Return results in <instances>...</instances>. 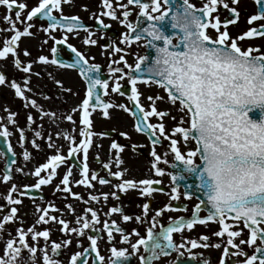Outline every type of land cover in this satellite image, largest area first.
<instances>
[{
  "label": "snow or ice",
  "instance_id": "6c2138e0",
  "mask_svg": "<svg viewBox=\"0 0 264 264\" xmlns=\"http://www.w3.org/2000/svg\"><path fill=\"white\" fill-rule=\"evenodd\" d=\"M70 2L71 0H38L37 4L31 7L26 15H22V10L28 8L26 3H18V0H0V6L5 8L3 20L7 22V26L14 33L10 38L3 41V47H0V58H6L9 54H17L18 42L22 37L32 35L30 29L33 24L30 22L38 17L47 18V27H43L45 32L57 28L65 30L64 36L55 40L57 45L67 43L68 34L78 35V29H84L88 33L83 40L84 44L95 45L97 40L92 38L94 33L80 23L78 16L63 14L62 4ZM232 3L238 4L239 0H232ZM255 3L259 10L248 18L250 25L254 21L264 19V0H255ZM132 4L137 5L140 12L135 23L128 20L131 14L128 6ZM102 5L105 9L102 15L114 19H119L116 9H123V18L119 19V23L126 25L128 29V32L122 34L120 38L123 44L131 45L143 40L148 48L155 49L156 55L151 63H148L149 57L147 55H138L136 63L133 65L128 63L125 55L121 54L117 60L110 61L108 71L111 75L108 79H101L100 65L89 63L88 58L70 43L67 44V47L75 53V60L70 64H65L57 58L58 49L55 46L51 49L53 53L51 58L44 55L39 56V62L44 64L68 68L78 67L79 74L87 81L85 98L80 105L71 110L72 112H81L80 124L82 127L79 130L81 139L79 143H76V138L72 133H56L57 136H63L70 142L67 157L62 155L57 148L56 154L51 155L47 162L35 168L34 175L39 178L36 184L25 185L24 191H21L17 185H12L6 197L8 204L22 203L20 199L13 197V192H19L21 196H29L28 188L40 189L42 185L49 184L57 175V167L68 162L72 157L79 159L78 154L80 153L83 154V159L75 166L80 169L81 179L76 180L75 183L92 186V181L98 179L101 185L109 184V180L98 177V173L94 170L89 175L88 152L92 146L94 135L92 131L93 121L90 117L97 108L102 110L104 117H109V109L118 107L136 117L134 127L138 132L148 133L153 145L151 151V156L154 158L152 169L159 176L165 174V168L160 167L159 163L163 160L164 164H168V160L166 156L162 157L156 152L155 146L162 142V138L170 141V151L174 154L175 161H179L183 165L182 172L169 173L174 185L171 188V199H179V182L185 179V172L197 176L196 188L206 197L195 205L191 217H178L158 234L150 227L147 229V237H140L131 244V247L134 250H137L141 245L145 248L150 247L152 259H155L159 253L167 255L165 249H176L177 259H179L183 255L179 251L180 248L186 246H190V249L208 248L210 246L208 243L209 236L202 235L199 241L192 239L186 244L177 245L173 239L174 233L181 232L185 228L191 230L197 223L203 225L207 222H218L220 228L214 235L218 237L227 235V246L223 249V256L220 258L219 264H226L224 257L230 254L229 246L238 250L234 255L245 257L237 264H264V50L253 47L242 48L238 44V41H243L246 38L264 37V24L258 27H250L238 36L231 37L228 26L238 22L239 11L236 7L230 8L226 0H206L199 7L191 3L190 0H127V4L118 3L115 7L113 0H102ZM221 6L229 12L231 18H225L222 21L218 15H213ZM57 10L60 12L59 17L54 14V11ZM153 13H158V15H153ZM141 18L146 19V26L142 24ZM96 19L103 28L109 27L99 16H96ZM18 25L22 26V30ZM169 26L173 29L172 33L167 31ZM209 28L216 32L215 38L209 35L207 31ZM106 47H113L114 53L125 52V49L120 46L108 45ZM24 54L29 55L27 49L24 50ZM121 62H123L124 67L119 66ZM14 63L24 73H30L32 62L24 65L17 58ZM113 65L117 66L113 67ZM125 78L131 85L128 99L134 102L135 109L129 108L125 104H113L104 99L108 95L109 80L113 81L111 92L119 93L121 96L125 95L121 91V81ZM29 79L30 77H25L23 85L15 80L10 82L11 88L15 91V96L24 99L26 107L30 105L40 109L42 116L58 119L55 112L44 111L36 99H30L26 96V92L32 91L28 87ZM54 82L58 86H63L59 79ZM5 83L6 75L0 71V85ZM139 83H152L162 87L171 104L176 105L179 102L180 111L187 115L189 126H182L185 121L184 117L181 116L177 126H174L170 133L166 132L164 118L170 116V112L158 110L156 106V102L162 101L164 97L159 95L146 97L149 101V106L146 109L141 103L142 93L138 89ZM67 91L71 90L67 89ZM16 116L17 113L9 112L7 120L16 124ZM153 116L160 118L159 123L150 122V118ZM64 118L75 124L71 114ZM171 118L176 119V117ZM3 119L0 117V120ZM27 122L29 125L34 123V117L31 113L27 116ZM0 128H2L0 136L6 138L5 143L8 145V151L12 152V146L7 140L11 133L4 124H0ZM19 132L20 141L24 142L26 140L25 129L21 128ZM177 134L183 138L185 144L194 141L196 147L189 149L186 154L182 153L178 146L179 141L173 138ZM34 135L41 137L42 133L36 131ZM100 135L106 134L101 133ZM122 135L127 134L122 133ZM48 141L49 148L56 147L51 135L48 136ZM32 144L35 148H40L35 139L32 140ZM123 148L124 146L116 141H112L110 144V150H116L115 162L117 165L123 162L120 156ZM13 156H15L14 152ZM23 156L25 160H28L31 154L25 150ZM197 156H199V164L194 159ZM97 159H99L98 154ZM110 165L111 161L105 163L103 167L109 170L111 176L123 177V171L111 172ZM11 167L12 164L9 163L8 169ZM173 167H179V165L173 163ZM49 169L50 171L46 176L41 175L42 171ZM71 174L72 166H69L61 181L65 186L64 190L74 198L82 199L79 193H73L71 188L67 187L70 183ZM2 179L4 182L9 181L11 179L10 173L6 172ZM159 183V180L149 178L138 181L122 179L115 187L122 192H126L130 188L140 189L142 196H151L156 191L153 185ZM59 187L57 185V188ZM185 187L192 189L193 186L188 184ZM101 195L105 202H107L109 195L118 199L115 191L111 194L102 193ZM184 195L191 197L193 192L186 190ZM100 198L99 195L90 196L92 201H99ZM202 206H206L208 210V214L204 217L198 215ZM67 207L72 210L71 205H67ZM142 207L144 214H147L150 205L145 203ZM50 210L58 209L51 203L44 208L37 205L36 211L40 215L36 223L57 222L62 226V232L77 233L81 237L85 235V230L99 231L96 228V224L99 223V214L91 207L86 209L85 215L77 217L76 222L80 225L78 228H70L69 222L65 219L49 215ZM165 210H172V206L166 204L163 209L156 211L153 217L154 226L156 217L162 215ZM17 211L16 207H11L9 213L3 216V220L0 221V232L5 228V222H11L16 218ZM89 213L91 219L87 218ZM114 213H121L122 220L125 222L133 219V217L123 214L122 208L117 206L111 207L105 215L111 216ZM135 219L140 220L141 217L137 216ZM229 220L232 223L227 222ZM241 223L249 234L247 240L241 239L239 243H236L235 238L240 237L244 229H232ZM103 229L106 230L110 241L113 239L114 231L122 233L123 241L127 242L130 239L131 234H124V229L114 219L110 222L105 220ZM133 232L139 236L135 229ZM29 234H31L33 241H37L39 238L48 241L50 230L46 228L37 231L35 225L29 227L27 231L18 228L17 236L6 241L3 255H0V264H35V253H37L38 248L28 244L26 237ZM87 239L90 241V249L95 252V259L92 264H97V261L99 264H105V257L98 250L99 237L89 235ZM258 240L260 241L259 245L257 244ZM71 243V239L62 242L52 241L51 252L57 255L62 254V248ZM245 243L254 246L255 251L252 254L241 249L240 245ZM214 247L219 248L221 245L217 243ZM25 249L30 254L27 259L22 256ZM41 251L43 252V264H61L58 259L49 254L47 243ZM110 251L111 258L108 264H123V261L128 258L126 249L113 246ZM88 252L89 248H85L83 252L74 253L70 257V264H80ZM189 254L192 253L189 251ZM140 260L141 264H147L145 256H141ZM83 264H88L87 259H83ZM203 264H209V261L205 259Z\"/></svg>",
  "mask_w": 264,
  "mask_h": 264
},
{
  "label": "flooded vegetation",
  "instance_id": "af4514ba",
  "mask_svg": "<svg viewBox=\"0 0 264 264\" xmlns=\"http://www.w3.org/2000/svg\"><path fill=\"white\" fill-rule=\"evenodd\" d=\"M38 0H18V3H26L28 8L22 10V15H26L27 11L31 7L37 4ZM191 3L196 6H202L206 0H190ZM229 7H236L239 11V20L234 25L228 26V31L231 37H236L244 31L248 30L250 27H258L264 24V19L254 21L251 25L248 23V18L256 14L259 10L258 5L255 0H239L238 4H233L232 0H226ZM118 3L127 4V0H113V6L115 7ZM131 14L128 17L130 22H137V17L140 15L139 7L135 4L129 5ZM63 14L67 16H78L80 18V23L84 24L85 27L94 33L93 37L97 40L95 45H86L83 43L84 38L87 36V31L84 29H78V35L68 34L67 43L55 44L56 39H61L65 30L57 28L51 30L50 32L43 31V27H47V18L38 17L34 18L30 23L33 27L30 29L32 35L24 36L18 42L17 52H20V48L28 50L29 55H25V58L21 61L22 64L26 65L32 62V68L30 73H24L22 69H18L12 60L8 64L7 71L3 73L6 75L9 83V93L8 105L9 112L17 113L15 117L16 124L7 125L11 135L7 138L8 142L12 146V152L8 151V156L3 151L1 142H5L3 136H0V221L3 220V216L7 215L11 207H16L18 209L16 213V218L11 222H5V228L0 232V255H3V250L6 241L9 238L17 236V229L23 228L25 231L33 225L37 231H42L44 229L50 230V237L48 241L44 238H39L37 241L31 239V234H29L26 239L29 245H35L38 248L37 253H35V264H43V252L41 249L44 248L45 244L48 245L49 254L58 259L61 264H70V257L76 252H83L85 248H89V252L86 253L83 259H87L88 264H92L95 259V252L90 249V241L87 239L89 235H97L98 239V250L101 255L105 257V264H108L111 258V248L115 246L116 248H123L127 250L128 258L123 261V264H141L140 257L145 256L147 258V264H203V261L207 259L209 264H219L220 258L223 256V249L227 246V235L224 237H218L214 235L220 228L218 222H207L206 224L197 223L193 229H184L181 232H176L173 234L174 242L177 245L182 243L186 244L187 241L199 238L202 235L209 236V247H197L190 249V246L180 248L179 251L183 253L182 256L177 259L178 253L176 249H165L164 253H159L155 259H152L151 249L145 248L143 245L139 246L137 250L131 247V244L135 243L140 237H147V229L153 228L155 233H160L168 225L173 223L178 217H191L194 212L195 205L200 202L201 199H206L203 193L196 188L198 184V179L195 174L184 173L185 179L179 182V199H171V188L174 186L169 173L182 172L183 165L179 161H175L174 154L170 151V141L162 138V142L155 146V150L162 157L166 156L168 164H164L163 160L159 163L160 167L165 168V174L159 176L152 169L153 157L151 156V151L153 145L149 139L148 133L138 132L134 125L136 122V117L131 115L129 112L120 109L118 107H112L109 109V117H104L102 115V110L97 108L91 115L90 119L92 123L93 143L89 148L88 152V165H89V175L94 170L98 173V177H103L110 181L109 184L101 185L98 179L92 181V186H84L76 184L75 181L81 179L80 169L75 165L79 164L83 159V154L80 153L79 159L72 157L68 162L60 164L57 169V175L53 177L52 181L47 185H42L40 189L28 188L27 191L30 193L29 196H21L19 192H13L14 198L20 199L22 203L9 205L6 197L12 188V185H17V187L24 191L25 185H34L38 182V177L34 175V170L40 164L47 162L51 155L56 154L57 148L62 155L67 157L68 149L70 147V142L67 141L63 136H57L58 132H70L76 138V143H79L81 139L79 135V130L82 127L80 124L81 112H72L71 110L81 104L82 100L85 98L87 81L79 74V68H68L60 67L53 64H44L39 62L38 58L43 53L44 56L51 58L53 53L51 52L52 47H57V58L62 60L65 64H70L75 60V53L67 47V44H72L78 51L82 52L85 57L88 58L89 63L100 65V76L101 79H108L111 75L108 71V66L110 61L117 60L121 54L125 55L126 60L130 64H135L138 55H147L149 57L148 63H151L152 59L155 57L156 52L154 48H148L144 41L134 42L131 45L123 44L121 42L122 34L128 32L126 25L119 23V19H122L123 9L117 8V15L119 19H114L111 17L103 16L102 12L105 11L102 5V0H71L70 3L62 4ZM150 10V9H149ZM5 14L4 6H0V47H3V41L10 38L14 34L10 28L7 26V22L3 20ZM54 14L58 17L60 12L54 11ZM14 17V11L12 12ZM153 15H158V13H153ZM213 15H218L223 21L225 18H231L229 12L223 7H218L217 12ZM96 16L104 21L105 24L109 25L108 28H103ZM141 22L144 26L147 25L146 19L141 18ZM27 23V22H26ZM21 28L22 26L18 25ZM223 30V28H221ZM169 33H172L173 29L169 26L167 28ZM209 35L213 38L216 37V32L209 28ZM55 38V39H54ZM175 42V41H174ZM238 44L242 48L253 47L264 50V37H253L246 38L243 41H238ZM108 45L120 46L125 49L124 53H114L113 47H106ZM36 53L37 57L34 59L30 57L33 53ZM257 54V53H254ZM15 56L9 54L8 57ZM16 58V56H15ZM1 59V58H0ZM3 59H7L3 58ZM35 65L37 67L35 68ZM117 65H113L115 67ZM124 67L123 62L119 65ZM36 76L41 75V70L45 73L46 78L43 80V84H37L32 80V74ZM127 71V68H125ZM39 73V75H37ZM119 75V74H117ZM30 77L28 87L32 89L31 92H26V96L32 99L34 96L40 106L49 107L50 100L52 99V80L59 79L62 81V87L58 86L56 92V102H57V113L58 119H52L46 117L43 121H38L32 110L36 109L29 106H25L26 101L22 98L15 96L14 89L11 88L10 82L15 80L23 85L24 78ZM112 80H109V90L108 95L104 97L105 100L111 101L113 104H125L129 108L135 109L134 102L128 99L131 92V85L128 83L127 78L121 81L122 88L121 91L125 95L121 96L119 93L111 92ZM70 89L71 91H67ZM138 89L142 93L141 103L147 109L149 106V101L146 97L150 95H159L164 97L162 101H157L156 106L158 110H166L170 112V116L164 118L166 132L170 133L171 129L180 121L181 116L184 117L185 123L182 125L188 127V117L180 111L179 102L176 105L171 104L167 99V94L165 90L155 84H144L139 83ZM17 98H19L18 108L20 113L16 111ZM31 113L34 117V123L28 124L27 116ZM68 114H71L75 120V124L71 121L66 120ZM171 117H176L173 120ZM160 118L151 117V123H159ZM17 123L20 127L25 129L26 140L24 142L20 141V136L16 133ZM0 124L2 122L0 121ZM75 129V130H74ZM2 131V128H0ZM40 131L42 133L41 137H35L34 133ZM105 133L106 135H100ZM126 133L127 135H122ZM52 136V141L55 143L56 147H48V136ZM173 138L179 141L178 146L182 153L186 154L189 149H194L196 144L194 141H190L185 144L183 138L177 134ZM35 139L36 143L40 145L37 149L32 144V140ZM112 141L124 146L123 151L120 153L122 163L117 165L115 162L116 150H110V144ZM27 150L31 156L30 159L25 160L23 152ZM13 152L15 156H13ZM97 154L99 159H97ZM2 158V159H1ZM196 163L199 164V156L194 158ZM111 161L110 171L115 172L117 170L123 171L124 175L121 178H116L110 175L109 170L104 169L103 165ZM11 163V169H6L8 164ZM173 163L179 165V167H173ZM72 166V174L70 176V183L67 187L71 188L73 193H79L82 199L74 198L70 193L65 191V186L61 183L62 177L67 173L68 167ZM19 169V171H18ZM49 170L41 172L42 176H46ZM9 172L11 179L4 182L3 175ZM153 179L159 180V184H154L153 187L156 189L151 196H142L140 194V189L130 188L126 192H122L115 187L122 179ZM5 183V190L3 189V184ZM191 184L192 189H186V185ZM57 185L60 187L57 188ZM189 190L193 192L191 197H186L184 195L185 191ZM117 193V198H113L109 195L107 202L104 201L102 193L112 192ZM91 195L101 196L99 201L90 200ZM54 204L58 210H50L49 215L56 216L58 218H63L69 222L70 228H78L80 225L77 224V217L83 216L86 213V209L91 207L96 210L99 214V223L96 224V228L99 231H93L91 229L85 230L84 236H79L77 233H65L61 231V225L57 222L39 223L36 221L40 213L36 211V206L39 205L41 208L47 207L49 204ZM148 203L150 205L147 214L143 212V204ZM166 204L172 206V210H165L162 215L156 217L155 226L153 225V217L159 209H163ZM67 205L72 206L70 210ZM113 206L121 207L123 214L133 217V219L125 222L122 220L121 213H114L111 216H106L105 213ZM208 214L206 206H202L198 215L204 217ZM140 216V220H136L135 217ZM87 218L91 219L90 213L87 214ZM116 220L117 223L124 229V234H131L129 241L125 242L122 240V233L113 232V239L110 241L107 237L106 230L103 229V223L105 220L109 222L111 220ZM232 223V221H227ZM236 228L244 229L242 235L235 238V242L239 243L241 239L247 240L248 230L244 228L241 223L233 227L232 230ZM139 233L137 236L133 230ZM71 239L72 243L62 248V254H54L51 252V243L62 242L64 240ZM203 243L202 241H200ZM219 243L221 247H214L215 244ZM260 241H257L259 245ZM241 249L248 254H252L255 251L254 246L248 244L240 245ZM189 251L192 253L189 254ZM238 250L229 246V256L224 257L226 264H237L238 261L245 259L244 256L234 255ZM22 256L24 258H29L30 254L27 249L23 250ZM83 259L80 264H83ZM97 264L99 262L97 261Z\"/></svg>",
  "mask_w": 264,
  "mask_h": 264
},
{
  "label": "rangeland",
  "instance_id": "374dc122",
  "mask_svg": "<svg viewBox=\"0 0 264 264\" xmlns=\"http://www.w3.org/2000/svg\"><path fill=\"white\" fill-rule=\"evenodd\" d=\"M43 55V53L41 54ZM16 56V58H15ZM14 57L13 56H10V57H7V59H3L1 58L0 59V71H4L6 72L7 71V68H8V64L10 61L12 60H15L17 58H19L21 61L25 58V54H24V48H20V52H17V54L15 55ZM30 57L33 58V62H34V59L37 57L36 53L34 52L32 55H30ZM37 67V65H35V68ZM35 68H33V74H32V80L35 81L37 84H43V80L46 78V75L45 73H43V71L41 70V75L40 76H36L34 74V70ZM56 79L53 78L52 80V99L50 100V106L47 108L45 107L44 105L41 106L42 109L44 111H51V112H55L57 113V102H56V97H55V94L56 92L54 91L58 89V85L55 84V81ZM7 93H9V83H8V79H6V83L3 84V85H0V117H3L4 119L3 120H0L2 122V124H4L5 126L11 124L8 120H7V116H8V113H9V105H8V97L7 96ZM35 97L32 96V99H34ZM18 105H19V98H17V106H16V111L18 113H20V109L18 108ZM32 113L33 116L36 117V119L40 122V121H43L46 119L47 116H42V113L40 111V109L36 108L35 110L33 109L32 110ZM19 129H21L20 127V124L17 123V127H16V133L18 136H20V132H19ZM2 159V158H1ZM3 189L5 190V183L3 184Z\"/></svg>",
  "mask_w": 264,
  "mask_h": 264
},
{
  "label": "water",
  "instance_id": "95a60500",
  "mask_svg": "<svg viewBox=\"0 0 264 264\" xmlns=\"http://www.w3.org/2000/svg\"><path fill=\"white\" fill-rule=\"evenodd\" d=\"M2 145V149L5 152V154L8 156V145L5 142H1ZM6 169H8V167H6Z\"/></svg>",
  "mask_w": 264,
  "mask_h": 264
}]
</instances>
